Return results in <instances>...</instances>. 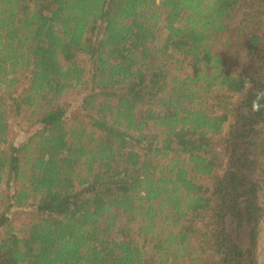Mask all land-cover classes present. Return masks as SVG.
<instances>
[{
  "label": "trees",
  "instance_id": "trees-1",
  "mask_svg": "<svg viewBox=\"0 0 264 264\" xmlns=\"http://www.w3.org/2000/svg\"><path fill=\"white\" fill-rule=\"evenodd\" d=\"M258 92L264 0H0V264L237 259L232 234L197 221L247 220L235 197L243 168L264 166ZM11 107L35 118L20 144ZM31 205L19 234L12 208Z\"/></svg>",
  "mask_w": 264,
  "mask_h": 264
},
{
  "label": "rangeland",
  "instance_id": "rangeland-1",
  "mask_svg": "<svg viewBox=\"0 0 264 264\" xmlns=\"http://www.w3.org/2000/svg\"><path fill=\"white\" fill-rule=\"evenodd\" d=\"M77 62L87 66L90 62L89 56L84 53L80 54L77 57ZM84 93L82 89H74L64 98L65 101L71 103L72 111L81 112V109L83 110L82 99ZM10 110L12 113L9 116L8 138L10 142L20 144L31 135L34 128L31 121H34L35 118H30V112L25 116L26 109L19 116H15L14 108L11 107ZM254 136H256L255 132L243 139L238 145L240 157L243 159L255 155L256 145L252 142L253 139L255 140ZM243 173L246 184L235 197V202H237L238 207L242 210V215L247 218L248 222L243 220L240 223L236 217H230L228 210L224 211L222 215H217V217L202 214L201 217L198 216L197 222L201 230H210L216 233L220 232V229H224L225 235L223 238L226 240L230 238L229 233L232 234L230 239L236 241L242 255L229 264H264V166L249 163L243 168ZM250 204L256 205V207L253 206L251 212L246 211V206ZM36 214V208L32 205L21 208L13 207L11 211L13 220L11 228L22 234L23 229L29 226ZM225 214H228V217H225ZM3 233L4 231L0 232V235H4ZM202 238H205V236ZM207 258L209 264H215V261H219L217 254H214L213 257L207 256Z\"/></svg>",
  "mask_w": 264,
  "mask_h": 264
},
{
  "label": "clouds",
  "instance_id": "clouds-1",
  "mask_svg": "<svg viewBox=\"0 0 264 264\" xmlns=\"http://www.w3.org/2000/svg\"><path fill=\"white\" fill-rule=\"evenodd\" d=\"M243 83H244L245 86H248L250 81L247 78H245ZM262 99H264V92H258L257 93V98L254 99L253 102H252V111L253 112H256V111L260 110V108H261L260 101Z\"/></svg>",
  "mask_w": 264,
  "mask_h": 264
}]
</instances>
